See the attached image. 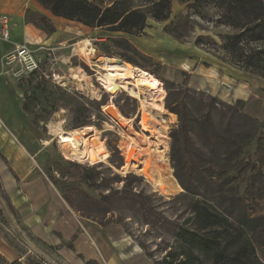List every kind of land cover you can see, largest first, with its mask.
Returning a JSON list of instances; mask_svg holds the SVG:
<instances>
[{"label":"rangeland","instance_id":"374dc122","mask_svg":"<svg viewBox=\"0 0 264 264\" xmlns=\"http://www.w3.org/2000/svg\"><path fill=\"white\" fill-rule=\"evenodd\" d=\"M94 1L102 7L111 2ZM126 1L131 7L147 12L152 0ZM170 11L169 18L164 21L147 16L146 26L140 34H125L89 28L55 17L37 0H0V24L6 20L14 38L28 29L33 31L37 43L32 42L30 49L40 63L39 69L32 75L18 80L5 76L0 83V255L8 264H123V258L141 252L137 242L151 250L159 244L157 233L160 232L154 225V213L162 210L171 215L167 201L182 190L163 195L152 181L133 168L121 170L124 165L121 146L128 139L126 134L135 135L141 131L150 137L153 132L142 126L137 99L125 91L111 96L97 81L95 76L102 71L104 58H116L129 64L131 61L132 65L162 83L160 95L153 103L160 106L165 103L166 109L162 107L166 113L159 115L153 112L152 120L155 125L167 126L166 163L157 159L151 143L138 141L139 150L151 148L150 156L153 158L149 159L152 160L155 179L156 172L165 170V179L169 182L175 180L168 154L169 133L177 127V117L167 110L168 96L169 101L175 100L179 91H182L180 98L185 94L191 96V92L186 91L189 90L204 93V97H215L224 103L233 104L239 100L243 102L244 113L258 121L264 119V79L231 65L222 50L227 38L236 31L219 23L218 12L212 6L194 9L190 2L170 0ZM13 30L16 31L14 34ZM83 40L89 41V51H80ZM0 47L5 49V44L0 42ZM252 47L264 48V43ZM108 103L113 104L123 117L132 120L130 128L127 126L126 130H122L112 122V116L102 108ZM51 125L59 126L64 132L92 126L109 152L107 161L91 164L70 157L62 149L57 136L51 133ZM225 127L223 125L222 130ZM229 127L236 133L248 130L247 124L239 121L232 122ZM26 143L31 145V152H39L34 161L28 158L30 165L15 151L19 149L26 157L19 145L26 146ZM251 151V145L244 149L243 158L250 160ZM72 163L81 167L80 173L90 174L96 168L98 182L110 179L111 173L120 179L127 175L139 177V180L129 178L126 182L134 190L143 191L150 197L152 212L148 213L145 221L141 213L138 217L133 212L126 214L132 220L127 219L123 223L128 225L132 237L117 224L102 226L97 222L81 220V225V216L99 217V212L80 190L75 191L71 198L72 204L81 210L79 213H74L64 201L63 192L75 187ZM136 163L139 165V160ZM251 163L254 164L252 159ZM256 169L264 173V164H257ZM4 171L13 179L12 190L6 187ZM236 183L239 194L247 198L250 213L264 216V198L256 199V192L250 194L246 184L239 179ZM37 184L42 187L41 191L29 197L28 188ZM122 185L113 183L112 186L119 189ZM88 194L94 196L96 192L91 190ZM26 205L29 209L24 210ZM106 217L110 218V214ZM117 218L116 213L112 220ZM62 226H68L69 234L73 232L64 241L60 230ZM110 231L122 232L124 236L120 242L109 243ZM52 235L59 238V244L52 245L47 240Z\"/></svg>","mask_w":264,"mask_h":264},{"label":"trees","instance_id":"16d2710c","mask_svg":"<svg viewBox=\"0 0 264 264\" xmlns=\"http://www.w3.org/2000/svg\"><path fill=\"white\" fill-rule=\"evenodd\" d=\"M37 1L55 17L125 34H140L147 16L164 21L171 13L170 0L150 1L147 12L131 7L126 0H111L105 7L94 0ZM180 1L190 2L194 9L214 7L219 23L236 31L222 47L229 63L264 79V48L252 47L264 43V0ZM186 91L191 96L180 98L179 91L173 101L168 96L166 105L177 117V127L169 133L168 155L173 177L182 192L167 201L171 215L162 210L154 213L159 244L154 250L137 242L138 247L153 264H264V216L250 213L247 198L239 194L236 183L239 179L250 194L256 192V199L264 198V173L256 169L257 164H264V119L258 121L244 113L242 101L229 104L204 97V93ZM161 105L165 108V103ZM234 121L247 124L248 130L232 131L229 126ZM250 145L254 164L243 158L244 149ZM71 167L75 187L63 192L64 201L74 213H79L81 210L71 198L80 190L99 212V217L81 216V225V220L102 226L117 224L132 237L128 225L123 223L132 220L126 214L133 212L138 217L141 213L145 221L152 212L150 197L126 182L139 177L127 175L120 179L111 173L110 179L98 182L96 168L87 174L80 173L77 164L72 163ZM113 183L123 185L115 189ZM91 190L96 195L90 196ZM116 213L119 218L114 221ZM108 214L110 218L106 219ZM0 264H8L1 255Z\"/></svg>","mask_w":264,"mask_h":264},{"label":"bare ground","instance_id":"6f19581e","mask_svg":"<svg viewBox=\"0 0 264 264\" xmlns=\"http://www.w3.org/2000/svg\"><path fill=\"white\" fill-rule=\"evenodd\" d=\"M89 46V41L83 40L80 51H89ZM101 68L102 71L97 72V75L95 76L99 84L111 96L119 91H125L129 96L137 99L140 106L139 109L142 126L153 132V135L150 137L146 136L141 131L139 133L136 132L135 135H132V133L126 134V138L128 139L121 146L122 156L124 158V165L121 167V170L133 168L139 175L152 181L155 187H157L163 195L173 194L178 190L181 191L180 186L175 180L169 182L168 179H165V170L162 171L163 173L156 172V179L153 177L155 176V172L151 164L152 160H150V157H152L150 156L152 155L150 153L151 148L147 147L139 150L140 145L138 141H148L153 145V151H155L157 159L163 163H166L167 161L169 142L166 136L167 126H165V124L155 125V122L153 123L152 120L153 112L159 115L166 113V110L162 106L153 103V101L160 95L162 89L161 81L145 70L132 64L121 62L116 58H104ZM79 71L82 72L81 70ZM102 108L105 111L106 109L113 111L115 119H112V122H114V124L120 129L126 130V127L132 123L131 119L123 117L117 110H115L113 104L108 103ZM168 116L172 118L175 117L173 114H169ZM50 131L57 136L56 138L64 152L79 162L83 163L88 161L91 164H95L107 161L109 157V152L105 147L104 141L99 139L96 135L97 131L92 126H85L71 132H64L59 126L51 125ZM134 158L139 160V165L136 163L137 161L135 162Z\"/></svg>","mask_w":264,"mask_h":264},{"label":"crops","instance_id":"0c3cea01","mask_svg":"<svg viewBox=\"0 0 264 264\" xmlns=\"http://www.w3.org/2000/svg\"><path fill=\"white\" fill-rule=\"evenodd\" d=\"M1 26L2 24H0V30H1ZM8 29H9V39L8 41H3L0 39V42L4 43L5 44V49H2L0 47V59L5 55L7 54L8 52L12 51L13 47L17 44H20V43H24V42H27L29 44H31L32 42L34 43H37V41L35 42L34 40L37 39V36L36 34L33 33V31L31 30H27V32H24L23 34L19 35L18 38H14L11 34V29L10 27L8 26ZM13 32H16V31H12ZM14 34V33H13ZM19 40V41H18ZM3 78H6L5 76H1L0 75V83H1V80H4ZM0 94H1V88H0ZM1 120V118H0ZM11 123V121H10ZM13 129V127H11ZM17 139V138H16ZM20 145V148L25 152L26 154V157L24 155H22V153H20L19 149H16L15 151L17 152L16 155H18L19 157H21V159H23V161L25 162H29L28 161V158L29 159H32V161H34V158L37 156V154L39 152H31V145L28 143H26V146L25 145H22V144H19ZM17 156V157H18ZM30 165V162L28 163ZM34 171L32 166L30 168V172ZM3 178H4V181H5V184H6V187L9 189V190H12L13 189V179L9 176V174L4 171L3 172ZM42 187L40 185H35L31 188H28L27 190V195L29 197H32L34 194L38 193L39 191H41ZM26 209H29V206L26 205L24 207V210ZM41 218V216H40ZM70 228V226H69ZM61 231V234L63 235V241L66 240V237H69V236H72L73 235V232L72 233H68V226H62V229H60ZM65 231V233L63 232ZM41 236V235H39ZM124 234L121 232V233H116V231H110L109 234H108V241L109 243H117V242H120V239L121 237H123ZM47 240L52 244V245H57L60 243V240L59 238H57L56 236L52 235L50 237H47ZM63 251H69V253H73L71 250L69 249H64ZM74 254V253H73ZM72 254V255H73ZM124 260V261H123ZM122 262L123 264H153L150 260H148L144 254L142 252H140L139 254H136V255H133V256H129V257H126L125 259L123 258Z\"/></svg>","mask_w":264,"mask_h":264},{"label":"built area","instance_id":"2783aa9c","mask_svg":"<svg viewBox=\"0 0 264 264\" xmlns=\"http://www.w3.org/2000/svg\"><path fill=\"white\" fill-rule=\"evenodd\" d=\"M0 39L8 41L9 29L6 20L2 21L0 30ZM33 46L27 42L17 44L12 51L8 52L1 58L0 75L6 76L13 80L29 76L35 73L40 63L35 58L30 47Z\"/></svg>","mask_w":264,"mask_h":264},{"label":"water","instance_id":"95a60500","mask_svg":"<svg viewBox=\"0 0 264 264\" xmlns=\"http://www.w3.org/2000/svg\"><path fill=\"white\" fill-rule=\"evenodd\" d=\"M106 113H108L109 115L112 116L113 119H115V114L113 113L112 110H110V109H106ZM134 160L137 161V159H134Z\"/></svg>","mask_w":264,"mask_h":264}]
</instances>
